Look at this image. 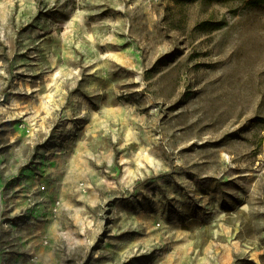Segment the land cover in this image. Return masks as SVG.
I'll return each instance as SVG.
<instances>
[{
    "label": "rangeland",
    "instance_id": "rangeland-1",
    "mask_svg": "<svg viewBox=\"0 0 264 264\" xmlns=\"http://www.w3.org/2000/svg\"><path fill=\"white\" fill-rule=\"evenodd\" d=\"M0 178V264H264V7L0 0Z\"/></svg>",
    "mask_w": 264,
    "mask_h": 264
},
{
    "label": "crops",
    "instance_id": "crops-1",
    "mask_svg": "<svg viewBox=\"0 0 264 264\" xmlns=\"http://www.w3.org/2000/svg\"><path fill=\"white\" fill-rule=\"evenodd\" d=\"M54 88H56V87H54ZM26 131L28 133L31 132L30 129H26ZM28 175H31V174H28ZM32 176L33 175H31V177ZM26 177L29 178V176H26ZM1 180L2 179L0 178V213L2 214L3 210H5L4 209V206H5L4 203L6 200L5 197L10 193V191L8 190L7 186L5 185L7 180H4L3 182ZM27 193H28V191H24V194H27ZM23 198H25V197H23ZM14 204H15L14 208H12V210H11L12 213L20 212V210L23 207V204L22 203H14ZM10 205L12 206V204H10ZM63 209H64V207L62 209L60 208V210H63ZM161 210H162V208L160 205V207L157 208L156 213H160ZM133 217L135 218L134 224L137 227H145L146 226L145 224H148V226H150L151 221L153 219V217H148V219H141L139 214H134V213H133ZM58 226H60V225H58ZM122 226H123V224H122ZM147 236L148 235L137 236V238L132 239V242L130 244H127V245L125 244V242H123L124 240L123 241L120 240L117 243L116 250L120 253L121 251H124L125 248H127L129 251L137 250V253H142V252H145V251L151 249L153 246L156 247V245L161 246V248H164V243H163L164 241L162 239V234L156 233L154 235V238H150Z\"/></svg>",
    "mask_w": 264,
    "mask_h": 264
},
{
    "label": "trees",
    "instance_id": "trees-1",
    "mask_svg": "<svg viewBox=\"0 0 264 264\" xmlns=\"http://www.w3.org/2000/svg\"><path fill=\"white\" fill-rule=\"evenodd\" d=\"M204 3H213V2H228L231 0H202ZM242 2H245L249 6L253 7H264V0H241Z\"/></svg>",
    "mask_w": 264,
    "mask_h": 264
}]
</instances>
